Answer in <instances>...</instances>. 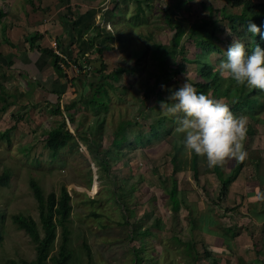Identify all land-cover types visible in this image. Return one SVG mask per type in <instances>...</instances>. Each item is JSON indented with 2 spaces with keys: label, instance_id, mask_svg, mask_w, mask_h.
Returning a JSON list of instances; mask_svg holds the SVG:
<instances>
[{
  "label": "rangeland",
  "instance_id": "1",
  "mask_svg": "<svg viewBox=\"0 0 264 264\" xmlns=\"http://www.w3.org/2000/svg\"><path fill=\"white\" fill-rule=\"evenodd\" d=\"M33 1L36 9L27 0H0V8L6 12L2 20V23L5 22L3 29L8 27L7 22H14V18L28 20L25 18L36 12L37 22L43 23L41 32L47 37L49 45L41 39L40 43L50 47V41L54 39L71 56L77 54L76 44L63 23L64 19L61 22L67 6L77 13L90 7L111 8L114 4L108 0ZM171 1L152 0V7L145 6V14L136 23L128 24L126 18H114L115 26L111 21L106 24L107 29L118 31L121 40H115V48L102 55L106 66L102 75L115 87H107V99L98 98L104 100L103 106L98 102L92 107L83 103L69 111L64 108L71 100L90 97L103 79L88 62L96 54L84 58L83 67L87 71L76 77L78 67L75 70L66 67L67 76L62 77V90L65 92H59L58 97L52 100L29 95L24 86L9 78L11 73L7 69L4 71L3 61L0 62V87L9 93L7 101L13 102L0 112V174L6 171L9 175L8 184L0 186V231L3 235L0 264H6L8 259L26 264L21 261L28 262L35 257L34 244L10 218L11 214L21 213L38 220L37 203L28 185L29 178L36 179L45 193L54 190L58 194L62 185L69 192L72 205L67 224L71 238L69 246L75 254L72 264H87L81 247L83 241L90 248L93 264H214L213 261L217 260L218 264H264V256L259 260L261 256L256 248L250 250V247H243V251L238 249L237 254L233 251V238L222 236L227 227H224L225 215L222 216L221 207L217 206L220 203L216 201L219 182L216 175H211L212 168L207 166L206 158L197 157L177 146V123L170 124L169 134L150 142L145 141L144 136L136 139L138 134L147 133L151 116L161 113L159 102L166 100L171 90L194 79L195 67L187 64L186 75H176L169 70L166 76L169 82L154 85L157 67L147 50L152 41L165 45L171 43L174 31L166 25L163 14L165 4ZM200 2L191 0L183 7V16L189 22L207 16L206 7ZM204 2H208L205 6L212 3L216 10L225 7L229 12L231 9L226 0ZM135 9L134 3L123 0L117 11L124 15V12H134ZM212 19L216 26L222 23L226 28L222 12L215 11ZM104 24L97 15L96 25L101 28ZM1 27L2 24L0 39H6L8 29L3 34ZM207 30L201 34L206 35ZM224 31L216 29L215 33L225 53L228 47L224 40L230 39L232 44L235 37L231 31ZM182 43L187 51L184 55L193 58L198 50L195 43L198 42H188L185 36L180 41ZM179 58L180 55H177L176 60L179 61ZM209 59L217 69L226 56L212 52ZM118 66L126 71L117 80L107 77ZM215 97L230 102L220 91ZM260 98L264 102V95ZM105 105L106 109L103 108ZM258 114V119L253 122L246 114L242 116L246 117L247 125L263 137L264 106L258 108ZM62 121L74 135V140L53 158L45 146L46 133ZM126 121L128 123L120 134L125 135L127 140L118 149L112 143L114 132ZM8 128H11L8 137L2 136L1 133ZM256 152L247 150L245 162L249 158L257 159ZM173 157L174 162L171 160ZM236 162L237 159H230L221 166L224 176L236 167ZM199 181L204 185L200 187ZM115 185L119 192L123 191L122 203L119 193L113 192ZM173 185L179 198L178 210L173 209L169 197ZM86 200L94 202L85 204ZM91 211L101 216L90 215ZM146 228L150 229V233L143 234ZM208 228L216 230L219 235L211 239ZM132 231L137 235L131 237ZM59 243L58 231L51 253L56 252ZM195 252L198 255L196 259Z\"/></svg>",
  "mask_w": 264,
  "mask_h": 264
},
{
  "label": "trees",
  "instance_id": "2",
  "mask_svg": "<svg viewBox=\"0 0 264 264\" xmlns=\"http://www.w3.org/2000/svg\"><path fill=\"white\" fill-rule=\"evenodd\" d=\"M113 1L114 4L111 8L108 7H90L81 12H73L71 6H67L66 11L62 14L61 22L64 19L66 29L70 33L74 44H76V53L74 56L68 54L63 50L61 44L58 43V47L62 53H64L66 60L64 63L70 67L75 65L78 67L77 74L85 73L87 70L84 69V58L90 57L93 54L97 56L89 60V64H93V71L96 74H101L102 80L97 84V88L91 93L90 97L79 100H71L67 103L64 108L69 111L75 108L78 104L85 103L86 105L92 107L98 102L100 106H103L104 100H98L108 97L107 87L114 89L112 83L108 82L105 77H103L102 72L105 69V63L103 61V53L105 51H111L115 48L113 44L115 40L120 41L121 37L118 31L106 28V24L109 21L114 23V18L124 19L128 24L136 23L140 21L145 14L146 8L152 7V0H128L134 3V12H124L121 15L117 10L120 8V2L123 0H108ZM191 0H172L165 4L163 8L164 21L166 25L174 31L171 39V43L168 45L162 44L160 42H151L149 49L147 50L150 54V59L155 63L157 67V73L154 75L155 86L160 83L167 84L169 79L166 77L169 74V70L176 74L186 75L187 64H192L195 67V73L193 76L194 87L197 88L199 92H204L206 94L215 97L218 91L222 92L230 99L227 102L236 115L246 114L251 122L258 119V108L264 106L263 100L260 98L264 95V92L257 89H249L246 86H237L231 79H223L219 76L217 69L214 68L213 62L210 61V53H221L225 55L224 51L220 47V38L215 30L220 31H231L234 34L235 39L242 41L249 53L258 44L261 48H264V39L261 38L260 34L253 36L251 33L247 32V23L249 19L255 24H257L261 29V34H264V0H226V4L231 7L230 11L227 12L224 7L216 10L212 3L205 6V0H201V6L206 7L207 16L200 17L193 22H189L186 17L183 16V7L186 6ZM213 2V1H212ZM226 6V5H225ZM223 7V6H222ZM222 12V18L225 20L224 24L220 23V26L215 25L213 18V13ZM99 15L104 21V25L99 28L96 25V17ZM4 16L3 10L0 8V24L1 19ZM220 28V29H219ZM207 30L206 35H202V31ZM224 31V32H225ZM230 32V33H231ZM201 34V35H200ZM186 36L188 42H195L196 51L193 58H189L184 55L185 46L180 44L183 37ZM150 37V36H149ZM232 37V35H231ZM42 38V33L36 31L25 38L30 46H34L36 41ZM233 38V37H232ZM227 47L230 46L231 40H224ZM228 49V48H227ZM226 49V50H227ZM37 50L51 57L52 66L56 74L60 77H66V74L62 70L59 64V56L50 47H40L37 45ZM225 50V52H226ZM187 52V51H186ZM185 52V53H186ZM180 55V60H176V56ZM82 58V62H80ZM126 69L122 66H118L108 73L107 77H111L117 80L118 77L125 72ZM2 94V92H0ZM0 94V101L2 102L0 106V112L5 111L6 108L11 105V102L4 99ZM99 95V96H98ZM147 95V94H146ZM258 107V108H257ZM103 108H107L105 105ZM57 109H59L57 107ZM151 121L148 123V129L146 134H138L136 139L145 137V141L150 142L154 138H159L163 134H169L171 132L172 123H177L175 117H164L161 113L157 112L154 116H151ZM17 120H15L16 122ZM128 122H122L117 130L114 132L113 146L116 148L122 147L123 143L127 140V137L120 134L125 124ZM130 123V122H129ZM248 132L247 135H252L256 132L252 126L247 125ZM11 128L4 130L1 135L8 137V133ZM72 140H74V135L69 131L64 121L60 122L56 127L51 128L46 133L45 146L49 150L51 157H56L58 152L66 147ZM133 143L135 142L132 140ZM143 143V141L141 142ZM246 143V142H245ZM172 162L175 158L173 157ZM244 165V160H237L236 167L233 169L232 174L224 176L221 166L213 168V172L220 181V191L216 201L220 202L222 196L228 188L230 182L236 177L239 169ZM9 182V175L6 171L0 174V186L7 185ZM28 185L31 193L37 203L38 209V220H35L30 215H24L21 213H14L10 215L11 221L20 230L29 237L30 241L34 244L35 257L26 262L22 260L21 263L26 264H72V260L75 258L74 251L69 246L70 242V230L68 228V222L70 220V213L72 209L71 197L66 187L62 185L60 191L57 194L54 190L45 193L34 178H29ZM117 185H115L114 193H119V201L123 202L122 192L117 190ZM169 197L171 199L173 209L178 210L179 208V198L177 196L176 186L173 185L169 190ZM92 200L84 201L85 204L91 203ZM94 202V201H93ZM92 202V203H93ZM90 215L101 216L100 214L91 211ZM2 218V215L0 216ZM125 221V219H124ZM58 231L60 236V243L58 244L57 250L51 253V246L54 244L58 237ZM131 237L137 235L136 232H131ZM134 233V234H133ZM143 234L150 233V229L146 228L142 231ZM238 232L228 228L222 236L235 237ZM3 235L0 231V243L2 242ZM87 258V264H93L91 262V252L88 244L83 241L81 244ZM194 255L196 259L198 257L197 252ZM209 254V252H208ZM217 260V258H216ZM218 261V260H217ZM217 261H213L214 264H218ZM6 264H17L13 259H8Z\"/></svg>",
  "mask_w": 264,
  "mask_h": 264
},
{
  "label": "crops",
  "instance_id": "3",
  "mask_svg": "<svg viewBox=\"0 0 264 264\" xmlns=\"http://www.w3.org/2000/svg\"><path fill=\"white\" fill-rule=\"evenodd\" d=\"M27 3L33 9L37 8L33 0H27ZM3 12L1 29L5 28V22H2L6 17V12L5 10ZM32 13L25 18L28 20H21L18 17L17 20L14 18V22H7L8 27L6 29H8V33L6 39H0V62L3 61L1 63L4 71L7 69L11 73L9 78L24 86L29 95H33L36 99L52 100L53 97H58L59 92H65L62 90L63 81L62 77L58 76L53 69L51 57L37 50V45L40 47L45 46L40 41H36L34 46H30V43L25 40L27 36L37 30L43 31V23L37 22L36 12ZM6 29H3V34ZM41 33V41L48 43L47 37L43 36V32ZM7 83L11 82L7 81ZM0 92L7 100L6 97L9 96V93L3 87H0ZM246 143V151H257V159L249 158L246 162L244 160L243 167L238 170L236 177L228 185L219 202L220 204H217V206L221 207L222 216L225 215L226 224L224 227L238 232L235 237L226 236V239L233 238V251L238 254V249L243 251V247H246V249L250 247V250L256 248V252L261 256L259 260H261L264 256V136L257 135V132L252 135L248 134ZM232 171L225 176L232 174ZM212 172H210L211 175L215 176ZM215 178L219 182V189L216 192V195H218L220 181L216 176ZM199 182L200 187L204 185L203 182ZM209 217L211 218V216ZM210 221L212 223L211 219ZM207 231H210L209 236H211V239L218 234L216 230L210 228ZM223 240L224 238L221 241ZM217 244L218 242L215 243V245Z\"/></svg>",
  "mask_w": 264,
  "mask_h": 264
},
{
  "label": "clouds",
  "instance_id": "4",
  "mask_svg": "<svg viewBox=\"0 0 264 264\" xmlns=\"http://www.w3.org/2000/svg\"><path fill=\"white\" fill-rule=\"evenodd\" d=\"M247 32L253 36L260 34L264 39L260 27L251 19L247 23ZM225 56L226 59L217 66L221 78L231 79L237 86L264 92V48L256 44L249 53L245 44L235 39ZM159 103L164 117L177 120V146L206 158L209 168L222 166L230 159L243 161L247 158V119L234 114L222 98L199 92L186 81Z\"/></svg>",
  "mask_w": 264,
  "mask_h": 264
},
{
  "label": "built area",
  "instance_id": "5",
  "mask_svg": "<svg viewBox=\"0 0 264 264\" xmlns=\"http://www.w3.org/2000/svg\"><path fill=\"white\" fill-rule=\"evenodd\" d=\"M50 48L53 49V51L59 56V59H60L59 64L67 76L68 71H67L66 67L68 68V66L64 63V59L66 60V57H65L64 53H62L61 50L59 49L58 42L55 41L54 39L52 40V42L50 41ZM70 67H72V70H75L74 68H76V66L72 65V64Z\"/></svg>",
  "mask_w": 264,
  "mask_h": 264
},
{
  "label": "water",
  "instance_id": "6",
  "mask_svg": "<svg viewBox=\"0 0 264 264\" xmlns=\"http://www.w3.org/2000/svg\"><path fill=\"white\" fill-rule=\"evenodd\" d=\"M71 197V196H70Z\"/></svg>",
  "mask_w": 264,
  "mask_h": 264
}]
</instances>
